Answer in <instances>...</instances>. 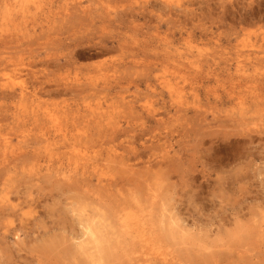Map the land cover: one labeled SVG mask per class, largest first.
<instances>
[{
  "label": "rangeland",
  "instance_id": "374dc122",
  "mask_svg": "<svg viewBox=\"0 0 264 264\" xmlns=\"http://www.w3.org/2000/svg\"><path fill=\"white\" fill-rule=\"evenodd\" d=\"M140 263L264 264V0H0V264Z\"/></svg>",
  "mask_w": 264,
  "mask_h": 264
},
{
  "label": "bare ground",
  "instance_id": "6f19581e",
  "mask_svg": "<svg viewBox=\"0 0 264 264\" xmlns=\"http://www.w3.org/2000/svg\"><path fill=\"white\" fill-rule=\"evenodd\" d=\"M65 175V174H64ZM63 177V176H62ZM115 205V204H114ZM117 205V204H116ZM101 208V207H100ZM122 211V210H121ZM165 211V210H164ZM151 212V211H150ZM86 220V219H85ZM96 223V222H95ZM102 223V222H101ZM92 224H94V223H92ZM104 225V224H103ZM123 226V225H122ZM137 226H138V223H137ZM146 226V225H145ZM182 227V226H181ZM87 230H88V232H90V234L92 235V234H94L95 233V230L93 231V230H90V228H87ZM101 232H102V230H101ZM147 232V231H146ZM188 232V231H187ZM97 233V232H96ZM95 233V234H96ZM100 233V232H99ZM153 233V232H152ZM103 234H104V232H103ZM105 236V235H104ZM103 236V237H104ZM108 236V235H107ZM101 238V237H100ZM106 238V237H105ZM197 238V237H196ZM104 238H102L101 239V242H102V240H103ZM113 239V238H112ZM118 239H119V237H118ZM105 240V239H104ZM91 241V240H90ZM107 241V240H106ZM105 241V242H106ZM104 242V243H105ZM114 242H115V240H114ZM136 242V241H135ZM107 243V242H106ZM87 244V243H86ZM156 244V243H155ZM107 245V244H106ZM111 245V244H110ZM109 244H108V246H110ZM127 246V245H126ZM126 246H125V248H126ZM131 246H132V243H131ZM98 247V246H97ZM101 248V253L100 254H102V252H103V255L105 256V257H108V256H110V255H112V254H110V250H109V248H107V249H105V248H102V247H100ZM110 248L112 249L113 248V246L111 245L110 246ZM146 248V247H145ZM140 249V248H139ZM113 250V249H112ZM114 252V251H113ZM129 252V251H128ZM148 254V253H147ZM226 254V253H225ZM97 255V254H96ZM127 255V254H126ZM100 256V255H99ZM131 256V255H130ZM145 256V255H144ZM156 256V255H155ZM132 257V256H131ZM134 258V257H133ZM236 258V257H235ZM132 259V258H131ZM154 261V260H153ZM167 261V260H166ZM140 262V261H139ZM159 263V262H158ZM141 264V263H140Z\"/></svg>",
  "mask_w": 264,
  "mask_h": 264
}]
</instances>
